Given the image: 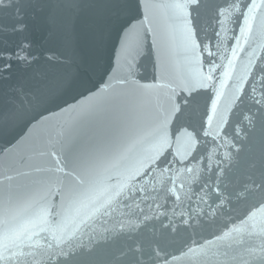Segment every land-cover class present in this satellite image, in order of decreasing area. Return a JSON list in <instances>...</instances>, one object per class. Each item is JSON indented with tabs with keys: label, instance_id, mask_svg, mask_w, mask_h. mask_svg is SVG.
I'll list each match as a JSON object with an SVG mask.
<instances>
[{
	"label": "water",
	"instance_id": "obj_1",
	"mask_svg": "<svg viewBox=\"0 0 264 264\" xmlns=\"http://www.w3.org/2000/svg\"><path fill=\"white\" fill-rule=\"evenodd\" d=\"M0 56V238L108 264L120 238L87 250L108 214L187 149L213 100L222 114L264 88V0H0ZM214 231L185 264H264L258 234Z\"/></svg>",
	"mask_w": 264,
	"mask_h": 264
},
{
	"label": "snow or ice",
	"instance_id": "obj_2",
	"mask_svg": "<svg viewBox=\"0 0 264 264\" xmlns=\"http://www.w3.org/2000/svg\"><path fill=\"white\" fill-rule=\"evenodd\" d=\"M30 48L25 41L16 50L17 62L31 58ZM12 55L7 54L3 71L12 67ZM239 105L245 108L237 112ZM189 136L187 149L164 166L149 188L138 190L134 202L115 216L108 214L99 239L94 236L87 245L89 252L96 243L120 238L108 264H185L213 242L201 235L210 228H215V240L245 232L264 238V88L253 84L222 114L213 100ZM68 255L61 250L41 259L0 238V264H57L58 257Z\"/></svg>",
	"mask_w": 264,
	"mask_h": 264
}]
</instances>
